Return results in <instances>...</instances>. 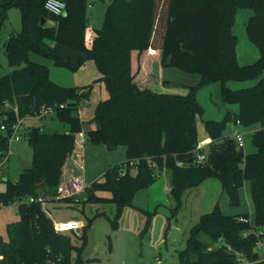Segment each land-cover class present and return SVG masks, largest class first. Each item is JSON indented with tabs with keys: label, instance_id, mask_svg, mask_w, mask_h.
I'll list each match as a JSON object with an SVG mask.
<instances>
[{
	"label": "trees",
	"instance_id": "obj_1",
	"mask_svg": "<svg viewBox=\"0 0 264 264\" xmlns=\"http://www.w3.org/2000/svg\"><path fill=\"white\" fill-rule=\"evenodd\" d=\"M64 2V13L53 15L45 9V0H0V32L10 7H19L22 16V29L10 33L4 43L8 62L16 68L0 77V124L8 126L0 130L1 154L8 149L9 125L42 105H56L55 117L69 126L68 132L53 134L40 133V126L28 127L30 165L16 180L0 177L5 182L0 205L14 203L19 213V219L7 226L8 239L0 237V264H83L86 229L95 216L104 214L96 212L87 219L81 228V243L75 246L68 235L54 230L39 202L26 201L32 195H56L63 165L75 148V133L82 127L78 106L89 98L92 86L57 85L48 67L30 60V53L50 56L74 70L92 59L100 72L95 80L104 83L108 96L96 103L88 121L94 127L87 137L108 148L125 145L126 160L108 167L102 180L89 185L84 202H112V227L117 226L121 210L132 205L135 192L151 185L164 168L170 170L169 193L175 201L172 215L180 209L186 189L214 178L231 204L240 203L239 188L247 183L253 224L264 226V0H109L100 28L87 25L86 9L91 2ZM240 7L253 10L245 30L259 50V57L244 65L237 61V37L232 31ZM47 19L53 23L47 24ZM154 38L159 40L156 46L152 45ZM52 43L70 48L78 57L60 56ZM146 54L156 61L145 65ZM165 66L198 73L199 81L183 85L185 93L155 92L152 83H167L158 74ZM258 76L260 80L250 88L225 86L228 80ZM217 80L224 102L236 104L237 110L227 109L221 120L204 121L210 141L201 149L206 159L196 162V115L203 109L195 94L202 85ZM237 120L242 126L260 124L251 135L252 152L238 148L224 133ZM97 186L108 187L112 196H97ZM61 199L79 202L72 197ZM239 215L224 213L218 202L202 213L177 251L178 264H242L236 253L249 264H264L254 250L257 236H242L250 225L239 221Z\"/></svg>",
	"mask_w": 264,
	"mask_h": 264
},
{
	"label": "rangeland",
	"instance_id": "obj_2",
	"mask_svg": "<svg viewBox=\"0 0 264 264\" xmlns=\"http://www.w3.org/2000/svg\"><path fill=\"white\" fill-rule=\"evenodd\" d=\"M88 2H91V4L86 9L87 25L100 28L109 0H88ZM252 14L253 10L248 7L238 8L235 14L232 31L237 37L236 54L240 65L250 64L259 57L258 48L249 40L245 30L246 22ZM46 23L52 24L53 21L47 19ZM21 29V10L17 6L10 7L0 32V77L10 74L16 68L8 62L4 43L10 33L19 32ZM157 43H159L158 38H154L152 45L156 46ZM55 44L52 43L51 45L54 46ZM54 49L64 58L75 60L74 57H78V53L62 45L56 44ZM29 59L45 64L49 69L50 79L59 86L83 87L92 84L88 101H84L85 107L81 113L84 125L92 118L96 103L108 96L104 83L95 80L100 76V72L92 59L86 60L77 70L68 65L58 64L52 57L43 54L30 53ZM158 74L160 77H162V74L167 83L162 84L159 80L152 83L151 88L155 92L185 93L187 88L183 85L189 86L199 81L198 73L186 72L172 66H165L162 70L160 68ZM260 78L261 76L246 80H228L225 86L231 89L250 88L256 85ZM195 95L196 100L203 109L202 114L196 115V128L199 138L205 132V120H221L227 109L233 112L237 109L236 104L224 102L222 84L218 80L202 85L197 89ZM232 124L226 126L225 134H231L234 126ZM41 125L53 126L60 132L69 131V126L59 122L54 114L42 118L27 117L25 120L26 128ZM236 127L244 137V152H252L255 148L251 141V135L260 127L259 122L248 126L237 125ZM76 147L81 153V163L80 165L75 164L73 175H79L86 188L76 194L75 198L79 202H69L62 199L53 200L50 212L51 216L56 219L76 217L84 224L96 212L104 213L95 216L86 229V240L82 253L83 264H151L153 261L151 256L157 255V252L154 253L152 249L158 239L163 238L167 241L171 237L170 234L173 233L178 238H180V235L182 237L187 236L190 226L198 220L202 213L211 210L216 202H218L224 213L247 214L250 218L254 217V206L247 183L239 188L240 203L231 204L227 194L222 191L219 181L214 178H208L200 185L189 188L185 194L183 193L182 210L180 207L177 213L172 215L171 210L174 207V205L172 206L174 199L169 191L165 190V187L170 185V172L169 170H163L151 185L141 187L135 192L132 205H127L121 210L117 218V226L114 228L110 222L111 219H114L115 213V205L112 202L84 201L89 194L87 189L89 185L100 179L108 167L126 160V146L121 144L114 148H108L105 144L94 143L86 137L84 145L82 147L76 145ZM31 157L32 149L25 138L12 140L9 158L0 166V177L3 174L10 180L17 179L19 173L30 165ZM130 171L133 173L134 169L132 168ZM4 187L5 182L0 180V190H3ZM94 193L104 198L112 196V191L106 186L95 187ZM187 193L194 194L193 202H191L190 195L188 196ZM191 207L193 208L192 211H190ZM18 219L19 213L16 204L0 205L1 238L8 239L7 226ZM176 223H178L180 229L175 230V232L173 228ZM63 234L70 237L73 245L78 246L81 243L80 229L77 232L67 231ZM161 245V252L166 253L173 264H178L177 251L175 250L179 247L175 246L174 251L168 253L164 243ZM72 255H74V252H72ZM259 256L264 259V251L260 252Z\"/></svg>",
	"mask_w": 264,
	"mask_h": 264
},
{
	"label": "built area",
	"instance_id": "obj_3",
	"mask_svg": "<svg viewBox=\"0 0 264 264\" xmlns=\"http://www.w3.org/2000/svg\"><path fill=\"white\" fill-rule=\"evenodd\" d=\"M44 7L49 13L53 15H61L64 13L65 10V2L64 0H45ZM56 107H57L56 105H42L41 107L38 108L37 111H35L32 115H29L27 117L42 118L46 115H51V114L53 115L56 112ZM58 107L59 108L63 107V104H59ZM27 117L18 118L15 122H12L9 125L11 133L7 137L8 149L6 150V152H3L4 154H1L0 152L1 154L0 166L3 165L8 160L11 141L21 139V137L25 139L27 138V128L25 126V120ZM233 124L234 126L230 136L232 137L238 148H243L244 137L242 132L236 127L237 125H240L239 120H237ZM7 129H8L7 124L2 122L0 124V130L6 131ZM90 130H91V126L81 127L80 130H78L75 133L74 136L75 144L79 142H83L87 137L88 133L90 132ZM205 159H206V153L201 151V147L198 143L195 148V161L203 162ZM84 188H86V185L84 184V181L81 179L79 175H74L67 179L61 177L56 188L55 196L50 197L42 194H39L37 196L32 195L27 197L26 201L39 202L44 208L47 201H49L51 198L61 199L64 197H72L73 199L76 200L75 198L76 194L79 193ZM166 189L167 191H169V187H167ZM237 218L239 221L248 223L250 225V228L248 230L242 232V236L248 237L250 233L257 236L254 250L258 253L264 251V226H255L253 224L252 218H250L249 216L239 215ZM53 228L58 233H65L67 231H78L79 229L82 228V224L77 219H61L53 222ZM236 254L238 255L239 259L243 260L242 264L248 263L247 259L243 258L241 253H236Z\"/></svg>",
	"mask_w": 264,
	"mask_h": 264
},
{
	"label": "crops",
	"instance_id": "obj_4",
	"mask_svg": "<svg viewBox=\"0 0 264 264\" xmlns=\"http://www.w3.org/2000/svg\"><path fill=\"white\" fill-rule=\"evenodd\" d=\"M76 57L77 56H75L74 58H76ZM156 59H157L156 57L155 58L154 57L152 58V57H150V55L146 54L145 65H146V63L148 61H153V62H151L153 64L156 61ZM162 69L163 68H161V70ZM161 76H162V79H163V75L162 74H161ZM84 101H88V100L85 99V100H82L80 102V104L78 106V115H79L80 120L82 121V127H84V126H91V129H92L94 127V124L87 122L84 125L83 120H82V117H81V113L83 112V109L85 107L84 106L85 105L84 104ZM232 125H234V124H232ZM198 138H199V136H198ZM209 141H210V138L208 136H206V132H203L202 133V137L199 138V142H198L202 150H205L206 149V145H207V143ZM84 143H85V140L83 142H79V143H76L75 144L74 150L72 151L71 155L67 158L68 161L66 160L65 161V164L63 165V168H62L63 169L62 177L70 178V177L74 176L73 175V172H74V167H76L75 164L78 163L80 165V163H81V153H80V150H77V147L78 146L76 147V145H79L80 147H82V145H84ZM9 150H10V148H9ZM8 158H9V156H8ZM71 162H72V164H71ZM163 170H169V169L164 168ZM163 170H161V171H163ZM169 172H170V170H169ZM203 182H204V180L201 183H203ZM167 187H169V185L165 187V190L166 191H167V189H166ZM150 188H152V187H150ZM188 189H186L184 191V194H185V192L188 191ZM189 191H191V190H189ZM187 194H188V196L190 195V193H187ZM190 198H191V202H193L194 194H191L190 195ZM58 199H60V198H58ZM53 200H57V199H50L49 201H47V203L44 206V209H45L46 213L48 214V216L52 219V221L55 222V221H58V220H61V219L60 218L56 219V218H54V217L51 216V212L50 211H51V203H52ZM173 205H175V201H174V203H172V206ZM182 206H183V203H182ZM181 210H182V207H181ZM192 210H193V208L191 207V210L190 211H192ZM65 219H77V220H79L81 222L82 225H84V222H82L80 219H78L76 217H69V218H65ZM177 224L178 223H176L174 225L175 227L173 228V231L180 229ZM170 236L171 237H169L167 241L165 239L161 238V239H158V241H156V243L153 245V249L152 250H153L154 253L157 252V255H153V256L150 255L151 257H153V261L151 262V264H173V262H171V260L168 258V256L166 255V253H162L161 252V250H160V248L162 246L161 244L164 243L166 252H168V253H170L172 250L174 251V247L175 246H178L179 247V248H177V250H175V251H178L179 249L183 248L184 243H185V239H186L187 236H183L182 237V235H180V238H178V236H176L175 233L170 234ZM168 242L170 243L169 245H168ZM140 262H142V260H140Z\"/></svg>",
	"mask_w": 264,
	"mask_h": 264
},
{
	"label": "water",
	"instance_id": "obj_5",
	"mask_svg": "<svg viewBox=\"0 0 264 264\" xmlns=\"http://www.w3.org/2000/svg\"><path fill=\"white\" fill-rule=\"evenodd\" d=\"M39 23L41 25H43L45 23V19L43 17H41ZM55 131H56V128L53 126H44V125L40 126V133H42V134H53V133H55ZM39 187H41V186H39Z\"/></svg>",
	"mask_w": 264,
	"mask_h": 264
}]
</instances>
